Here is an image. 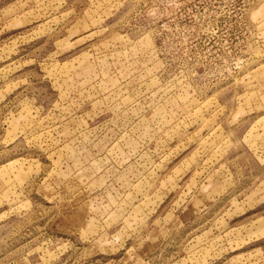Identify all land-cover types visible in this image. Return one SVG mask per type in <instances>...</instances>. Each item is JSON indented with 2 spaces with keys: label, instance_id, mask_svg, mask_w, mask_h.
Wrapping results in <instances>:
<instances>
[{
  "label": "rangeland",
  "instance_id": "1",
  "mask_svg": "<svg viewBox=\"0 0 264 264\" xmlns=\"http://www.w3.org/2000/svg\"><path fill=\"white\" fill-rule=\"evenodd\" d=\"M0 264H264V0H0Z\"/></svg>",
  "mask_w": 264,
  "mask_h": 264
}]
</instances>
